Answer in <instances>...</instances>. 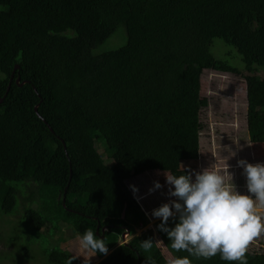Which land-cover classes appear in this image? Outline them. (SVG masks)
Listing matches in <instances>:
<instances>
[{
	"label": "trees",
	"instance_id": "1",
	"mask_svg": "<svg viewBox=\"0 0 264 264\" xmlns=\"http://www.w3.org/2000/svg\"><path fill=\"white\" fill-rule=\"evenodd\" d=\"M119 27L125 44L94 54ZM215 38L236 49L244 71L211 54ZM254 66L264 69V0H0V218L27 216L55 234L61 224L80 235L90 228L108 247L92 252L99 264H166L133 236L144 218L123 182L159 167L183 174L186 70L244 80L248 118L264 121ZM158 237L171 255H189L171 249L167 233ZM62 255L49 264L68 263ZM246 258L264 264L263 253ZM190 259L229 264L219 254Z\"/></svg>",
	"mask_w": 264,
	"mask_h": 264
},
{
	"label": "rangeland",
	"instance_id": "2",
	"mask_svg": "<svg viewBox=\"0 0 264 264\" xmlns=\"http://www.w3.org/2000/svg\"><path fill=\"white\" fill-rule=\"evenodd\" d=\"M125 42V30L119 27L93 53L114 50ZM210 52L216 59L227 61L233 67L244 71L245 65L241 56L234 47L222 40L213 39ZM254 68L258 70L257 75L264 79V69L256 66ZM184 77L186 79L183 78V82L188 86L185 95L183 86L185 103L179 122L181 130L185 131L181 134V142L186 147L185 150L191 152L185 155L179 153L181 169L194 175V168L199 172L204 168L224 170L229 165V172L233 174L232 182L237 190L248 194L243 168L237 162L244 159L253 164L264 163V121H252L248 118L247 83L233 74H226L223 79L212 77L207 70H186ZM252 112L260 114L258 108ZM179 146L178 143V148ZM96 149L105 159L103 147L97 143ZM106 165L109 166V163ZM164 168L133 175L123 182V186L133 206L144 218L143 225L136 229L133 236L142 235L145 240L151 238L154 242L151 250H160L167 260L170 253L158 237L161 219L152 216L154 209L176 199L168 195L171 186L166 183L164 173L169 172ZM157 181L163 187L149 192V189H154V182ZM132 186L138 192L134 193ZM78 236L80 234L64 224H61V232L55 234L27 216L0 218V264H49V257L65 262L63 252L70 256L71 264H75L73 258L82 264H99L104 257L98 258L92 251L80 247ZM131 237L125 236L123 242ZM249 251L264 254V236L253 243Z\"/></svg>",
	"mask_w": 264,
	"mask_h": 264
},
{
	"label": "clouds",
	"instance_id": "3",
	"mask_svg": "<svg viewBox=\"0 0 264 264\" xmlns=\"http://www.w3.org/2000/svg\"><path fill=\"white\" fill-rule=\"evenodd\" d=\"M237 163L243 168L248 194L237 190L229 165L224 170L204 168L194 175L185 169L178 176L164 173L171 186L168 195L176 199L154 209L152 216L161 219L158 227L167 233L171 249L189 254H170L166 264H193L190 257L207 260L218 254L229 264H247L250 246L264 236V163L253 164L244 159ZM132 187L134 193L138 192ZM162 187L154 182V189L149 192ZM177 217L174 227H168L169 219ZM77 239L86 251L108 252L105 240L90 228ZM153 245L151 238L141 241L146 252Z\"/></svg>",
	"mask_w": 264,
	"mask_h": 264
},
{
	"label": "water",
	"instance_id": "4",
	"mask_svg": "<svg viewBox=\"0 0 264 264\" xmlns=\"http://www.w3.org/2000/svg\"><path fill=\"white\" fill-rule=\"evenodd\" d=\"M18 68H19L18 65H15V66H14L13 71H12V74H11V77L13 76L14 72H15ZM16 82H19V77L16 79ZM24 83H26V81L20 83L19 86H22ZM8 90H9V85H8V88H7L6 91H8ZM34 91H36V90L34 89ZM6 93H7V92H6ZM2 101H3V99L0 98V103H1ZM34 112L36 113V115H37L39 118H41L40 115H39V113H38V104L34 106ZM42 121L46 124V126L49 128V130H50L51 132H53L52 129L49 127V125L46 123V121H45L44 119H42ZM61 142H62V144L64 145V143H63L62 140H61ZM63 201H64V200H63ZM63 203H64V202H63ZM63 205H64V204H63ZM64 206H65V205H64ZM126 232L128 233V231H126ZM124 239H125V236L122 235V241H123ZM106 255H107V254H106Z\"/></svg>",
	"mask_w": 264,
	"mask_h": 264
},
{
	"label": "crops",
	"instance_id": "5",
	"mask_svg": "<svg viewBox=\"0 0 264 264\" xmlns=\"http://www.w3.org/2000/svg\"><path fill=\"white\" fill-rule=\"evenodd\" d=\"M183 150H185L186 149V147L182 144V147H181ZM179 153H180V146H179ZM182 153H180V155H181ZM183 155H185V153H183ZM179 165H180V168H182L181 166H182V164H181V161L179 160ZM194 172L195 173H197V172H199V170H197L196 168H194Z\"/></svg>",
	"mask_w": 264,
	"mask_h": 264
},
{
	"label": "flooded vegetation",
	"instance_id": "6",
	"mask_svg": "<svg viewBox=\"0 0 264 264\" xmlns=\"http://www.w3.org/2000/svg\"><path fill=\"white\" fill-rule=\"evenodd\" d=\"M122 235H124V236H130L127 232H124ZM122 243H125V242L122 241Z\"/></svg>",
	"mask_w": 264,
	"mask_h": 264
}]
</instances>
